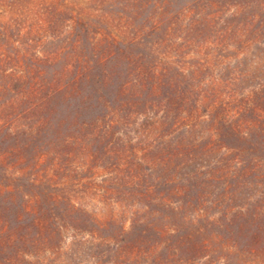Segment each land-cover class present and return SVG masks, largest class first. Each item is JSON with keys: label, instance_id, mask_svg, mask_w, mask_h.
Listing matches in <instances>:
<instances>
[{"label": "trees", "instance_id": "1", "mask_svg": "<svg viewBox=\"0 0 264 264\" xmlns=\"http://www.w3.org/2000/svg\"><path fill=\"white\" fill-rule=\"evenodd\" d=\"M73 8L74 54L18 60L0 108V264H264V0ZM115 143L127 227L65 182Z\"/></svg>", "mask_w": 264, "mask_h": 264}, {"label": "rangeland", "instance_id": "2", "mask_svg": "<svg viewBox=\"0 0 264 264\" xmlns=\"http://www.w3.org/2000/svg\"><path fill=\"white\" fill-rule=\"evenodd\" d=\"M76 1L80 2L82 0H0V108L3 105L9 106L14 99L15 75H18L21 70L17 67L18 60L47 56L59 50L64 51L63 58H70L71 54H74L77 43L69 37L71 27L69 24L64 26L62 22H69V19L71 21L72 12L80 10L73 8ZM79 7H82V5ZM101 9L98 1H96V4L90 5V11L88 12L90 17L84 18L82 23H88L87 18L96 22L99 16L103 17L104 12L107 10L105 6ZM94 35V32L91 33L89 38L91 40L101 38ZM89 38L86 44H90ZM188 50L187 56H196L193 55L194 51L192 49L190 52ZM261 53L264 52L253 48L250 52L252 56H250L248 64H252L254 60L258 61ZM242 85L241 87L245 86V84ZM3 93L6 94L5 97L2 96ZM122 131L125 132L123 128ZM121 145L122 143L119 145L117 143L113 144L112 152L106 162L93 165L92 170L87 175L78 174L80 172L76 171L79 178H70L65 182L73 184L74 188L77 187V189L89 186L90 193L85 194L81 204L94 218L102 220L114 216L118 222L127 227L130 216L127 211L129 210L128 204L124 201L116 203V197L107 193L113 183L101 184L102 181H108L110 178L115 180L118 177V173L115 174L112 170L115 169L113 161L117 154L116 150H119L118 148ZM124 146L125 143L122 147ZM75 157L77 158L71 160V166L69 167L70 170L73 169L72 171L75 168L84 167L83 162L78 159V157L81 158V155H74ZM5 162L6 160L3 161V164ZM73 176L74 174H71L70 177ZM55 182L61 184L57 179Z\"/></svg>", "mask_w": 264, "mask_h": 264}]
</instances>
